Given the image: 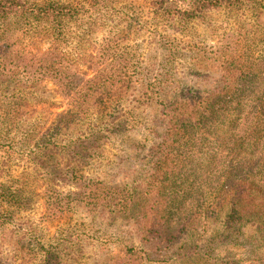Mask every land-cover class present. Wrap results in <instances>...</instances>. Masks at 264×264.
<instances>
[{
    "label": "trees",
    "instance_id": "trees-1",
    "mask_svg": "<svg viewBox=\"0 0 264 264\" xmlns=\"http://www.w3.org/2000/svg\"><path fill=\"white\" fill-rule=\"evenodd\" d=\"M94 1L97 5L87 7L76 0H0V61L4 68L15 62L28 79L50 80L56 86L66 108L47 129L54 138L44 146L49 148L52 139L57 151L72 154L74 163H87L97 151L90 142L99 145L103 139H117L123 150L140 151L131 138L137 129L135 112L143 105L160 110L162 133L141 153L147 162L131 181L95 184L92 180L99 173L95 165L91 178L78 164L72 171L84 188L71 198L75 206L77 200L91 208H115L129 217L136 233V243L110 264H145L146 254L182 246L195 233L209 230L200 227L216 223H223V229L213 240L249 244L251 249L221 264H264L257 253L264 248V49L253 53L229 34L207 57L219 75L217 86L205 91L173 87L169 70L155 76L140 66L133 55L136 45L120 38L129 31H115L100 45L90 42L87 50H65L68 24H78L87 15L92 32L94 23L105 20L98 7H106L107 0ZM257 1L150 0V4L173 26ZM39 38L49 45L47 51L22 55L23 40L35 45ZM131 96L136 102L132 107L125 105ZM40 135L35 136L36 145L43 140ZM5 200L6 193L0 190V204ZM247 230L251 235L239 239ZM10 246L0 264L63 262L57 247L39 252L13 242ZM197 249H185L186 256Z\"/></svg>",
    "mask_w": 264,
    "mask_h": 264
},
{
    "label": "rangeland",
    "instance_id": "rangeland-1",
    "mask_svg": "<svg viewBox=\"0 0 264 264\" xmlns=\"http://www.w3.org/2000/svg\"><path fill=\"white\" fill-rule=\"evenodd\" d=\"M76 2L87 7L91 3L97 5L94 0ZM105 3L106 7L100 4L98 10L106 18L94 23L92 32L87 15H82L83 21L78 24H68L65 50H87L89 45L103 44V39L115 31H129L128 35L120 34V38L136 45L133 55L140 66L148 67L155 76L169 70L173 87L205 91L217 86L219 75L207 57L229 34L243 41L253 53L264 49V0L241 9L225 7L189 24L173 26L157 15L150 0H107ZM34 44L24 39L19 45L22 55L44 52L49 46L40 38ZM2 63L0 190L6 193V200L0 204V258L5 253L9 255L13 242L17 247L39 252L50 246L57 247L63 252L62 264H110L136 243V233L129 217L115 208H91L77 200L74 201L78 207L75 206L71 198L84 188L72 171L78 164L79 168L84 167L83 174L91 178L93 167L98 166L99 173L92 180L95 184L107 181L115 186L131 181L147 162L141 153H146L162 133L160 110L143 105L135 112L137 129L131 138L142 147L140 151L123 150L117 139L102 138L99 145L90 142L97 151L87 163L81 160L74 163L69 151L65 154L64 149L56 150L58 147L52 144L53 132L47 130L56 114L66 108L56 86L50 80L28 79L20 68L14 67L15 62L7 64V68ZM134 101L131 96L125 105L132 107ZM33 131H36L34 135ZM38 133H41L38 139L43 140L36 145L34 139ZM50 137L47 148L44 145ZM199 229L209 230L195 233L177 248L146 254L145 264H221L231 255L251 252L249 244L238 246L213 240L223 229V223ZM250 232L247 230L246 236L239 239L245 240ZM185 249L197 250L186 256ZM257 253L264 258V248Z\"/></svg>",
    "mask_w": 264,
    "mask_h": 264
}]
</instances>
